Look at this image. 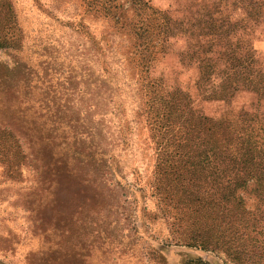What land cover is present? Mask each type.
Returning a JSON list of instances; mask_svg holds the SVG:
<instances>
[{
    "label": "trees",
    "instance_id": "trees-1",
    "mask_svg": "<svg viewBox=\"0 0 264 264\" xmlns=\"http://www.w3.org/2000/svg\"><path fill=\"white\" fill-rule=\"evenodd\" d=\"M198 1L189 6L191 26L149 1L130 0L139 19L126 23L114 0H86L90 11L133 38L123 53L101 51L71 70L70 95L81 94L84 110L79 100H41L42 114L28 129L0 113L2 176L20 182L33 163L42 184L60 175L80 186L94 217L86 240L98 241L103 264H168L154 244L210 253L221 264H264V59L252 46L264 26V0ZM7 29L2 24L0 48L9 47ZM172 53L182 70L194 72L203 99L230 106L248 92L256 105L220 118L198 112L190 90L163 66ZM120 85L133 88L136 114L156 147L147 186L138 176L127 181L120 166L126 143ZM147 189L155 199L149 214L139 200ZM156 223L164 225L161 238ZM43 256L37 263L53 264ZM181 264L210 263L198 257Z\"/></svg>",
    "mask_w": 264,
    "mask_h": 264
},
{
    "label": "rangeland",
    "instance_id": "rangeland-1",
    "mask_svg": "<svg viewBox=\"0 0 264 264\" xmlns=\"http://www.w3.org/2000/svg\"><path fill=\"white\" fill-rule=\"evenodd\" d=\"M144 1L160 10L170 8L175 11V18L194 25L191 13L195 7H189L194 0ZM129 2L114 0L113 3L121 9L124 7L126 23L139 19L129 8ZM198 2L211 6L215 0ZM0 11V28L2 24L10 28L2 33V37L9 41V47L0 48V75H3L2 83L0 81V113L6 117L13 114V120L17 123L23 121L27 129L42 114L39 109L41 100H79V108L83 104L84 110L81 94L70 95L68 79L71 70L75 67L80 70L85 57L95 58L101 51L123 53L129 38H133L131 31L118 30L113 22L90 11L86 0H0ZM10 13L13 16L11 22L8 19ZM252 46L264 59V26L255 31ZM172 50L177 52L178 45ZM174 53L163 66L190 90L198 112L220 118L240 108L249 109L256 105L258 98L248 92L238 94L230 106L203 99L195 91L194 72L182 70ZM179 72L183 73L178 75ZM79 73L74 71V75ZM120 88L126 93L121 100L124 104L121 122L126 143L119 150L120 166L127 181L131 182L134 176H138L141 185L147 186L157 161L156 147L144 118L136 114L139 106L134 102L133 88L122 85ZM80 89L81 83L77 90ZM259 103L264 105V102ZM30 165L31 168L23 170L20 182L6 180L0 167V264H39L37 262L43 253L46 259H54L53 264H103L98 241L91 243L94 239L86 240L89 237L88 225L94 217L89 218L86 212L85 194L80 186L60 175L42 184L37 180V166ZM143 196L139 198L140 205L149 214L155 208V199L148 189ZM153 228L158 238L166 234L162 223L154 224ZM90 243L93 249L86 253ZM154 246L162 249L168 264H181L187 258L198 257L210 264H221L210 253Z\"/></svg>",
    "mask_w": 264,
    "mask_h": 264
}]
</instances>
